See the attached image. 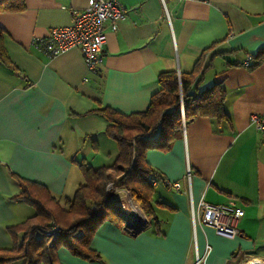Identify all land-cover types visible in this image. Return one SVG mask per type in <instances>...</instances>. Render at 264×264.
<instances>
[{"label":"crops","instance_id":"crops-1","mask_svg":"<svg viewBox=\"0 0 264 264\" xmlns=\"http://www.w3.org/2000/svg\"><path fill=\"white\" fill-rule=\"evenodd\" d=\"M118 1L127 17L117 21L116 31L107 27L103 63L95 72L77 47L51 58L33 45L54 27L71 25L89 0H24L23 11L0 12V248L22 245L24 232L12 229L36 213L15 198L20 178L43 185L66 208L84 182L81 164L96 169L119 154L101 109L142 113L161 89L160 73L181 76L207 66L197 75V91L221 84L227 119H184L169 148L147 150V164L161 176L152 217L131 194L146 217L133 232L128 189L115 187L112 197H125L115 200L124 222L106 220L97 228L87 246L94 259L59 246L55 264H196V249L204 255L208 244L200 264L264 259V137L251 123L253 114L264 113V59L240 65L248 53L264 49V0ZM188 166L194 207L204 200L241 208L238 235L198 224L195 239Z\"/></svg>","mask_w":264,"mask_h":264},{"label":"trees","instance_id":"trees-1","mask_svg":"<svg viewBox=\"0 0 264 264\" xmlns=\"http://www.w3.org/2000/svg\"><path fill=\"white\" fill-rule=\"evenodd\" d=\"M24 9V0H0V12ZM254 56V64L258 65L264 59V49ZM4 57L0 30V62L5 61ZM198 68L181 76L174 71L160 73L161 89L152 96L149 107L142 113L124 115L111 108L101 109L110 122L107 132L119 144V154L111 165L96 169L81 164L84 182L66 208L61 207L43 185L20 178L21 192L15 198L33 206L36 213L12 229L23 231L24 241L20 246L0 248V264L17 260H22V264H55L59 246L94 259L88 254L93 252L87 246L97 228L106 220L116 225L124 222L123 214L110 200L107 192L109 183L119 189H128L142 203L147 216L152 217L154 186L151 180L161 176L147 164V150L169 148L183 132L184 119L188 121L198 116H209L218 121L227 119L224 88L216 83L198 92L197 75L207 66L200 68L202 70ZM52 225L60 228L55 239L45 235Z\"/></svg>","mask_w":264,"mask_h":264},{"label":"built area","instance_id":"built-area-1","mask_svg":"<svg viewBox=\"0 0 264 264\" xmlns=\"http://www.w3.org/2000/svg\"><path fill=\"white\" fill-rule=\"evenodd\" d=\"M126 17L127 10L118 0H89L88 6L84 10L74 12L71 25L54 27L46 37L35 38L33 45L40 52L51 58L77 47L82 52L88 70L95 72L103 63L104 45L108 37L107 27L109 26L113 31H116L117 21L124 20ZM254 62L255 56L248 53L240 65L252 67ZM251 123L255 125L264 137V113L253 114L251 116ZM191 178L192 170L188 166L186 181L188 183V193L191 197V218L194 224L195 239L198 224L213 227L222 235H238L239 229L237 223L244 215V211L241 208H230L204 200H201L198 208H195L192 202ZM163 182L176 189L181 188L179 182L170 183L166 180ZM158 183L159 180L157 179L151 180L153 186H156ZM114 189L115 185L109 183L107 186L108 194H112L115 191ZM135 216V213L129 216V226L133 232L144 227L142 222L134 218ZM59 234L60 228L57 225H52L51 228L45 231V235L53 239ZM210 249L211 247L208 244L204 255H200L196 249V264H200V262L206 259V255L210 252ZM243 262L244 264H264V259L248 257Z\"/></svg>","mask_w":264,"mask_h":264},{"label":"rangeland","instance_id":"rangeland-1","mask_svg":"<svg viewBox=\"0 0 264 264\" xmlns=\"http://www.w3.org/2000/svg\"><path fill=\"white\" fill-rule=\"evenodd\" d=\"M128 191V194H129V197L131 198V193H130V191L129 190H127ZM120 197L122 196V194L121 193H119L118 194ZM117 197H112V201H114L115 199H116ZM121 198H123V200L125 199V197L123 196V197H121ZM131 200V203H132V205H133V208H131L130 207V209L132 210V212L133 213H135V219H138L140 222H142V225L144 226V224H145V222H146V217H145V214H144V212H143V210L140 208V206H139V204L133 199V198H131L130 199ZM115 203H116V201H115ZM126 203V205H127V202H125ZM117 210L120 212V210L117 208ZM130 210V211H131Z\"/></svg>","mask_w":264,"mask_h":264},{"label":"bare ground","instance_id":"bare-ground-1","mask_svg":"<svg viewBox=\"0 0 264 264\" xmlns=\"http://www.w3.org/2000/svg\"><path fill=\"white\" fill-rule=\"evenodd\" d=\"M113 197H117L115 200H117V199H119V195H115V196H113ZM115 200H114V205L117 207V208H119L118 207V204H117V202L115 203ZM127 211H129V208L128 209H126V211H123V212H127Z\"/></svg>","mask_w":264,"mask_h":264},{"label":"water","instance_id":"water-1","mask_svg":"<svg viewBox=\"0 0 264 264\" xmlns=\"http://www.w3.org/2000/svg\"><path fill=\"white\" fill-rule=\"evenodd\" d=\"M109 197H110V200L112 201V194H109ZM132 215H133V213L131 212L130 216H132Z\"/></svg>","mask_w":264,"mask_h":264}]
</instances>
